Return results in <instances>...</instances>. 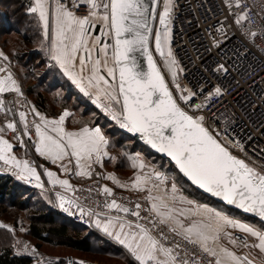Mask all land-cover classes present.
Masks as SVG:
<instances>
[{
	"label": "snow or ice",
	"instance_id": "snow-or-ice-1",
	"mask_svg": "<svg viewBox=\"0 0 264 264\" xmlns=\"http://www.w3.org/2000/svg\"><path fill=\"white\" fill-rule=\"evenodd\" d=\"M223 3L227 14L223 22L217 21L222 39L210 33L214 46L229 42L236 35L233 28L253 44L258 32L264 38V27L254 28L244 0ZM180 7L178 0H29L26 12L42 30L41 47L50 66L57 67L120 129L138 135L151 149L170 158L175 169L160 171L139 154L124 153L136 170L133 178L122 182L113 173L107 178L122 189L146 193L144 203H121L112 198L113 188L104 185L98 190L105 197L104 211L85 207L56 191V186L73 189L56 171L44 168L43 175L53 186L58 206L73 215L78 210L81 219L87 217L123 247L130 264H257L250 256L255 249L262 256L259 264H264V155L259 163L254 160L234 123L227 116L217 118L214 106L209 107L213 99L222 98L225 89L216 85L205 95L203 87L181 86L183 69L171 47L174 17ZM0 60V113L5 117L0 125V162L9 171L14 168L19 179L34 180L44 189L37 171L40 166L13 154L14 145L4 134L10 130L23 148H27L24 137H28L35 153L58 165L60 172L101 177L95 167L102 168L105 158L117 159L109 152L111 142L101 127L74 121L80 126L69 128L66 118L73 114L68 108L55 117L39 111L24 96L3 51ZM219 70L227 72L223 64L217 65ZM12 93L13 99L4 98ZM21 99L27 105L24 110ZM184 180L253 214L259 223L185 196L178 183ZM0 227L14 231L7 224ZM22 251L39 255L27 244ZM35 264L50 261L41 256Z\"/></svg>",
	"mask_w": 264,
	"mask_h": 264
},
{
	"label": "built area",
	"instance_id": "built-area-1",
	"mask_svg": "<svg viewBox=\"0 0 264 264\" xmlns=\"http://www.w3.org/2000/svg\"><path fill=\"white\" fill-rule=\"evenodd\" d=\"M178 3L181 7L174 17L171 47L180 67L183 69L179 74L181 86L193 90H199L203 87L205 95L216 85L225 89L222 98L213 99L209 107L214 106L213 110L217 118L227 116L234 123L236 133L245 143L249 155L259 163L260 156L264 155V152L261 151L264 150V38L258 32L253 44L243 40L239 31L233 28L236 35L229 42L216 47L212 43L210 33H214L217 39H222L217 31L220 27L217 21L223 22L227 14L223 0H178ZM244 3L250 9L249 15L253 18L254 28L259 30L264 27V0H244ZM228 23L230 24L231 20ZM227 27L228 24H225V28ZM157 61L162 72L168 78L167 70L163 68L158 57ZM0 63L3 61L0 60ZM220 64L224 65L227 72L217 71V65ZM23 93L27 101L34 105L28 94ZM14 97V93L9 94L6 100H11ZM26 107L27 105L21 99V110ZM103 114L108 121L113 122L105 113ZM31 119L32 115L29 114V120ZM123 131L130 134L126 130ZM130 135L133 136V134ZM249 137L252 139L249 140ZM24 140L28 142L29 138L24 137ZM253 150H255V155H253ZM1 166L6 169V172H16L14 168L9 171L3 162H0ZM25 182L30 186H36L34 180L31 182L25 180ZM104 185L106 184L103 176H96L76 184L69 193L57 191L69 198L76 199L85 207L104 211L105 197L98 191ZM52 188V186L46 185V190L54 195ZM113 191L114 196L112 198L121 203H134L136 201L144 203V194L130 193L116 188H113ZM53 200L54 210L58 214L67 217L74 223L87 227L93 226L87 217L81 219L78 210L74 215L64 212L58 206L55 195ZM98 202L99 207H97ZM116 214L113 210L112 215Z\"/></svg>",
	"mask_w": 264,
	"mask_h": 264
},
{
	"label": "trees",
	"instance_id": "trees-1",
	"mask_svg": "<svg viewBox=\"0 0 264 264\" xmlns=\"http://www.w3.org/2000/svg\"><path fill=\"white\" fill-rule=\"evenodd\" d=\"M28 4L29 0H0V48L14 62V70L18 74L23 92L28 94L39 111L48 116L55 117L64 108H68L88 117L89 109L85 107L87 99L75 90L69 79L62 82L58 77L56 81L51 82L50 77L53 72L46 66V59L43 58L44 50L41 47L42 30L34 16L26 12ZM14 33L20 38L14 40L15 45L9 48L10 37H13ZM8 95L5 94L4 98ZM82 106H84L83 109ZM90 109L98 110L104 119L94 120L95 124L109 123L107 117L96 105L90 106ZM105 127V134L111 142L110 148L117 154L126 156L124 153L132 154L142 150L148 156H152L163 171L169 173L175 171L168 160L155 153L142 140L127 134L115 124ZM181 182L187 184L199 199L211 200L228 211L238 213L201 193L186 180ZM38 192L36 186H30L22 179L0 172V213L8 211L5 202H9L8 205L11 208L29 211L27 233L35 240L38 247L43 244L63 245L78 253L100 255V258H97L101 261L98 262L99 264H108L102 262L104 260L102 258L130 264V257L122 246L102 235L103 233L74 223L58 214L52 204L39 199ZM32 262L31 255L15 252L9 241L0 245V264H32ZM56 264L68 263L59 261Z\"/></svg>",
	"mask_w": 264,
	"mask_h": 264
},
{
	"label": "rangeland",
	"instance_id": "rangeland-1",
	"mask_svg": "<svg viewBox=\"0 0 264 264\" xmlns=\"http://www.w3.org/2000/svg\"><path fill=\"white\" fill-rule=\"evenodd\" d=\"M19 38L20 37H18V35H16L14 33L13 37H10L11 43H9L8 47L10 48L13 45H15L14 40H18ZM43 58L46 59V62H47L46 66H48V68L51 70V72H53L51 74V77H50L51 82L56 81V78H58V77L61 78L62 82L66 81L67 77H65L57 67H51L50 66V62L48 60V57L46 56L45 51H44ZM9 60L11 61V68L14 69V64H13L14 62L10 58H9ZM66 85H68V84H66ZM86 99H87V100H85V101H87L85 103L86 106L85 105L84 106L89 109V111H88L89 116L92 117V120H96V119L100 120L102 118V116L99 114V111L93 110V109L91 110L90 106H92L94 104L91 102V100L88 97H86ZM90 103H92V105ZM84 106H82V109L84 108ZM82 109H80V111ZM112 124H115V123L109 121V123H107V124L102 123L101 125L105 129L106 128L105 126L110 127ZM4 134L6 137L7 136L13 137L12 131H10V130L5 132ZM26 144H27V148L21 147V150L23 151V152H21L22 159L25 158V159H28V160L34 162V165L40 166L37 168H39L42 171L44 170L43 169L44 167H42L43 164L46 165L47 168L50 169L51 166L49 165V163H47L44 159H42L41 157L36 155V153L34 151V145L32 144V142L29 140L28 142H26ZM160 164H161V162H160ZM0 172H4V173L10 174V175L14 174V173L6 172V169H4L3 166L0 167ZM97 172L103 174L102 170H98ZM18 175L19 174L15 172V174L13 176L18 178ZM93 177H96V176L93 175ZM87 179H89V178H87ZM41 180L44 182V189H41V188L36 186L38 191H39L38 197H39V199H43L44 201L46 200L47 202L51 201L50 204H52V206L54 208V205H55L54 200H53L54 195L52 192L46 190V185H50V184H48L47 181L44 180L43 178H41ZM83 180H86V179L84 178L81 180H76V184L79 183L80 181H83ZM104 181H105V179H104ZM50 186H52V185H50ZM116 189L124 190V191L130 192V193H137V192L129 191V190L118 188V187H116ZM55 190L57 191L58 189L56 188ZM138 194L146 195V193H138ZM8 203L9 202H5V206L8 209V211L0 213V225L7 224L14 231H9L8 229L0 227V245L4 244L6 241L7 242L9 241V243L14 248L15 252L23 253V254H29V255H31L30 252L25 253L22 251L25 244L28 245L29 249H31L34 246L36 248L37 252L39 253V255H37L35 257H33L31 255L33 258L32 264H35V261L39 260L41 258V256L45 260L50 261V264H56L59 261H66L68 264H72V262H80V261H83L84 264H90V263L99 264L98 262H101L100 260L97 259V258H100V255H98V254L78 253V252H75L72 249H70L66 246H63V245L43 244L41 247H38L36 245L35 240L30 235H28V233H27V228H28L27 216H28L29 211L21 210V209H17V208H11L8 205ZM21 229H23V231ZM90 229H95L101 233V231L99 229L95 228L94 226H91ZM102 235L106 236L105 234H102ZM17 242H19V243H17ZM57 258H59V260H57ZM102 259H104V260H102V262L104 261V262H107L108 264H119V263L122 264L121 261L115 262V259H113V260L108 259V258H106V259L102 258Z\"/></svg>",
	"mask_w": 264,
	"mask_h": 264
},
{
	"label": "crops",
	"instance_id": "crops-1",
	"mask_svg": "<svg viewBox=\"0 0 264 264\" xmlns=\"http://www.w3.org/2000/svg\"><path fill=\"white\" fill-rule=\"evenodd\" d=\"M0 51H3L1 48H0ZM4 52V51H3ZM6 54V53H5ZM13 70V74H14V78L20 83V80H19V77H18V74L16 72V70L12 69ZM68 79V78H67ZM75 87V85H74ZM75 90L79 91L76 87H75ZM5 96V94H4ZM6 99V98H5ZM70 113H72L73 115L66 118V123H67V126L69 128L71 127H79L80 126V123H74L75 122H83V123H88L90 126H99L101 127V129L104 131V128L103 126L98 123V124H95L92 120V117L88 115V117H85L83 115H80L76 112H74V110H71L69 109ZM44 113V112H43ZM49 117H53V116H49ZM4 115L3 113H0V125L3 124L4 122ZM17 119V117H16ZM92 121V122H91ZM91 122V123H90ZM7 132V131H6ZM105 132V131H104ZM106 135V134H105ZM107 136V135H106ZM6 139L9 140L10 143H12L14 145V148H13V154H15L19 159L23 160L25 158L22 159V154L21 152H23L21 150V146L19 145V142H17L16 139H14L13 137H6ZM109 152L113 155V156H116L117 159L116 160H110L108 158H105L104 159V165L103 167L101 168L100 166H96L94 171L97 172L98 170H102L103 172V177L105 179V184L108 186V187H111V188H116L118 187L112 180L108 179L107 178V174L108 173H113L115 174V176L120 179L122 182L124 181H127L129 180L130 178H133V175H134V172L136 171L135 169H133L131 167V163L130 161L127 159V156H122L121 154H117L116 151L114 149H111L109 147ZM35 151V149H34ZM133 155L134 154H139L145 161V163L149 164V165H154L157 170H160V171H163L162 169H160L155 161V159L152 157V156H148L146 153H144L142 150H137L136 152L132 153ZM38 155V154H36ZM42 158V157H41ZM44 159L47 163H49V165L51 166L50 169L52 171H56L57 174L60 176L61 179H68L69 182L73 185V187L76 185V180H81V179H87V177H80V176H76L74 173H71V174H65L63 172H60L59 171V168H58V165H54L52 164L49 160L45 159V158H42ZM48 165V166H49ZM44 168H47L46 165L43 164ZM43 168V169H44ZM37 171L41 174V178H43L44 180L47 181V177L45 175H43V171L40 170L39 168H37ZM178 183L181 185V188H182V191H183V194L185 196H188L189 198L191 199H194L196 201H198L199 203H207L209 204L210 206L212 207H215L217 208L218 210H222L226 213H228L229 215H232L234 217H237V218H241L245 221H248V222H251V223H254V224H258L259 222H256L250 218H247L241 214H238V213H235V212H231V211H228L226 210L223 206H219L215 203H213L211 200H207V199H199L195 193L190 189V187L187 185V184H183L181 181H178ZM56 188L60 191H63V192H66V193H69L71 191V189H68L67 191H65L64 189L60 188L59 186H56ZM120 188V187H118ZM126 190H129V191H133L131 189H126ZM133 192H137V193H144V192H138V191H133ZM101 231V230H100ZM101 233H103L101 231ZM104 234V233H103ZM240 251H244V249H240ZM250 256L251 258H253L258 264H259V261L262 259V256L259 252L258 249H255V250H251L250 251Z\"/></svg>",
	"mask_w": 264,
	"mask_h": 264
},
{
	"label": "water",
	"instance_id": "water-1",
	"mask_svg": "<svg viewBox=\"0 0 264 264\" xmlns=\"http://www.w3.org/2000/svg\"><path fill=\"white\" fill-rule=\"evenodd\" d=\"M133 137H134V136H133ZM134 138L139 139V136L136 135ZM148 147L151 149V147H150L149 145H148ZM152 150H153L155 153H157L158 155H160L161 157H163L164 159H166V160H168V161L170 162V158H168L165 154L159 153L158 151H156V150H154V149H152ZM187 182H188V181H187ZM188 183L190 184V182H188ZM192 186H193L194 188H196L198 191H200L201 193L205 194L206 196H208V197H210V198H212V199H215L217 202L223 204V205L226 206L227 208H230V209H232V210H234V211H236V212H238V213H240V214H242V215H244V216H246V217H249V218H252V219L258 221V219H257L253 214H251V213H247V212H244L243 210H241V209H239V208H237V207H235V206H233V205H228L226 202H224V201L221 200L220 198L214 197V196H212L211 194L205 192L204 190L199 189L198 187H196V186H194V185H192ZM257 264H258V263H257Z\"/></svg>",
	"mask_w": 264,
	"mask_h": 264
}]
</instances>
